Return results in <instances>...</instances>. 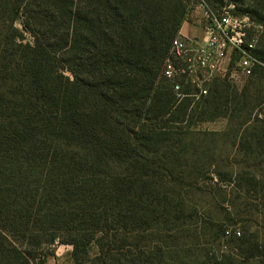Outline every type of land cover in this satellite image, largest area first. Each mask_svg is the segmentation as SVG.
I'll use <instances>...</instances> for the list:
<instances>
[{"label":"trees","instance_id":"trees-1","mask_svg":"<svg viewBox=\"0 0 264 264\" xmlns=\"http://www.w3.org/2000/svg\"><path fill=\"white\" fill-rule=\"evenodd\" d=\"M239 2L263 28L259 64L242 89L216 80L195 101L162 76L193 0H0V264H40L56 245L73 264H180L169 251L215 167L198 144L215 133L191 128L225 120L235 140L264 103V0ZM226 232L228 259L264 264L256 234Z\"/></svg>","mask_w":264,"mask_h":264},{"label":"rangeland","instance_id":"rangeland-1","mask_svg":"<svg viewBox=\"0 0 264 264\" xmlns=\"http://www.w3.org/2000/svg\"><path fill=\"white\" fill-rule=\"evenodd\" d=\"M228 2L230 0H214L217 7H222ZM246 8V5L243 6L236 0L237 15H244L241 10ZM18 25L20 26V22ZM182 31L188 37L197 33L192 22L184 24ZM248 81L249 77H240L227 82L240 90ZM263 114L264 103L252 111L247 131H241L235 140L230 138V125L225 120L202 123L191 128L192 131L215 133L212 142L203 136L198 143L201 152L211 147L215 167L210 169L208 178L198 185L201 192L194 195V203L198 206V224L185 234L187 236L183 240L185 245L169 251V259H177L180 264H260L243 262L235 256H231L233 260H230L228 254L221 249L227 244V240L222 237L225 229L230 234L239 231L241 236L256 234L259 245L264 246V151L259 153V144L254 140L250 141L247 136L253 127H260L259 124H255L254 119H263ZM249 146L253 151L252 155L248 152ZM214 171L225 181L219 182ZM247 188L251 189L249 194L245 192ZM96 252V248L93 247L91 254ZM45 253L47 250L42 252ZM38 257L41 259L40 255Z\"/></svg>","mask_w":264,"mask_h":264},{"label":"built area","instance_id":"built-area-1","mask_svg":"<svg viewBox=\"0 0 264 264\" xmlns=\"http://www.w3.org/2000/svg\"><path fill=\"white\" fill-rule=\"evenodd\" d=\"M190 22L198 32L188 37L180 30L162 70L177 100L197 101L208 95L216 80L235 81L252 75L259 64L253 53L263 31L261 26L248 16L237 15L234 4L217 7L214 0H193L184 24ZM234 234L239 237L241 233Z\"/></svg>","mask_w":264,"mask_h":264},{"label":"crops","instance_id":"crops-1","mask_svg":"<svg viewBox=\"0 0 264 264\" xmlns=\"http://www.w3.org/2000/svg\"><path fill=\"white\" fill-rule=\"evenodd\" d=\"M196 32H198L197 28H196ZM181 34L186 36L182 30H181ZM71 253H72L71 246L56 245L53 248V255L45 258V260L40 264H73Z\"/></svg>","mask_w":264,"mask_h":264}]
</instances>
